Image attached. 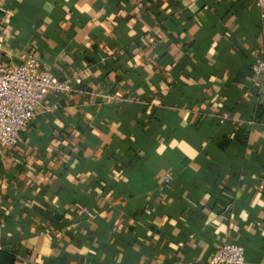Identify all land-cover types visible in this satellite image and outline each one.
<instances>
[{
	"label": "crops",
	"instance_id": "1",
	"mask_svg": "<svg viewBox=\"0 0 264 264\" xmlns=\"http://www.w3.org/2000/svg\"><path fill=\"white\" fill-rule=\"evenodd\" d=\"M0 12V62L29 50L71 86L44 92L0 145V264H206L226 239L264 264L253 0H0Z\"/></svg>",
	"mask_w": 264,
	"mask_h": 264
},
{
	"label": "built area",
	"instance_id": "2",
	"mask_svg": "<svg viewBox=\"0 0 264 264\" xmlns=\"http://www.w3.org/2000/svg\"><path fill=\"white\" fill-rule=\"evenodd\" d=\"M264 11V0H253ZM5 21L0 12V47L4 40L1 30ZM253 75H264V58H254L251 63ZM71 86L67 81L56 78L47 68L37 66L35 56L29 51L21 53L14 63L0 62V145L10 146L20 136L26 123L37 111V103L47 90L66 92ZM163 181L169 174L160 175ZM88 213L87 209H84ZM206 264H243V247L234 240L219 242L207 254Z\"/></svg>",
	"mask_w": 264,
	"mask_h": 264
},
{
	"label": "trees",
	"instance_id": "3",
	"mask_svg": "<svg viewBox=\"0 0 264 264\" xmlns=\"http://www.w3.org/2000/svg\"><path fill=\"white\" fill-rule=\"evenodd\" d=\"M0 253L3 254L2 251H1ZM6 255H7V254H6ZM10 259H11V257L9 256L8 260L10 261ZM3 260L5 261V259H3ZM9 261H8V264H10Z\"/></svg>",
	"mask_w": 264,
	"mask_h": 264
}]
</instances>
